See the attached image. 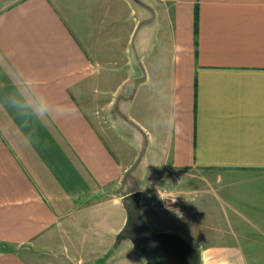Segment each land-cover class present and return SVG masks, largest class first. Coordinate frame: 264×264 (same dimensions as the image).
<instances>
[{
	"label": "crops",
	"instance_id": "obj_1",
	"mask_svg": "<svg viewBox=\"0 0 264 264\" xmlns=\"http://www.w3.org/2000/svg\"><path fill=\"white\" fill-rule=\"evenodd\" d=\"M151 1L144 74L128 0L0 7V264L65 251L127 264L113 252L134 189L145 221L196 247L199 264H264V0ZM35 73L74 118L21 122L2 102Z\"/></svg>",
	"mask_w": 264,
	"mask_h": 264
},
{
	"label": "water",
	"instance_id": "obj_2",
	"mask_svg": "<svg viewBox=\"0 0 264 264\" xmlns=\"http://www.w3.org/2000/svg\"><path fill=\"white\" fill-rule=\"evenodd\" d=\"M137 16V24L135 26L131 39V58L136 63L142 74H144L143 66L140 61L142 48H147L153 28L155 25V7L151 0H128ZM142 78L134 81L127 80L126 83H132V91ZM132 93L129 94L131 97ZM122 97V91L116 96L114 108L117 109L118 100ZM141 190L134 189L124 193L120 200L126 211V219L121 228L115 234V241L119 242L124 239L130 240L135 249L143 252L146 262L145 264H156V251L165 250L184 264H199V252L196 247L187 243L179 235L165 231H153L141 213V205L139 202Z\"/></svg>",
	"mask_w": 264,
	"mask_h": 264
},
{
	"label": "clouds",
	"instance_id": "obj_3",
	"mask_svg": "<svg viewBox=\"0 0 264 264\" xmlns=\"http://www.w3.org/2000/svg\"><path fill=\"white\" fill-rule=\"evenodd\" d=\"M2 102L21 122L47 123L50 120L74 118L76 115L68 105L55 100L48 93L38 73L18 76L12 83L11 91L2 98Z\"/></svg>",
	"mask_w": 264,
	"mask_h": 264
},
{
	"label": "rangeland",
	"instance_id": "obj_4",
	"mask_svg": "<svg viewBox=\"0 0 264 264\" xmlns=\"http://www.w3.org/2000/svg\"><path fill=\"white\" fill-rule=\"evenodd\" d=\"M12 1H14V0H0V7L5 5V4H7V3H10ZM126 128H128V127H126ZM124 144H126V142ZM122 146L125 148L126 146H129V145H122ZM134 183L135 182L133 181L131 183V185L134 184ZM140 185H142V187H144L145 190L148 191V194H149L150 198L155 199L157 191L154 192L152 189L148 190V187L144 186L143 184H140ZM158 189H160L162 191L163 187H160ZM125 191H128V190H125ZM164 199H165V204L164 203H160V204H163V205H166V206H170L171 205V199L170 198H164ZM152 201H153L152 203L147 202V205L146 204L145 205L147 207L156 206L157 202H155L154 200H152ZM147 224L149 225V227L153 231H160L159 228H157L155 226H152L149 223H147ZM64 253H65L64 256L66 257V261H57V262L55 261V263L53 262V264H78V263H80L79 260H77L76 255L71 253V251H69V252L65 251ZM113 253L118 255L119 257H122V258L126 259L127 264H131L132 261H134V259L136 260L139 255H141L143 257L142 251H140L139 249H135L128 239L122 240L121 243L118 245V248H116L115 252H113ZM155 256H156V259H157V263L156 264H184L176 256H174L173 254H171V253H169V252H167L165 250H162V249L157 250ZM83 264H85V262H83ZM132 264H134V263H132Z\"/></svg>",
	"mask_w": 264,
	"mask_h": 264
},
{
	"label": "built area",
	"instance_id": "obj_5",
	"mask_svg": "<svg viewBox=\"0 0 264 264\" xmlns=\"http://www.w3.org/2000/svg\"><path fill=\"white\" fill-rule=\"evenodd\" d=\"M159 198H160L161 200H163L164 198H170L171 201H172V200L174 201V200L176 199V198L173 197L172 194H170L169 191H167V190H163V191L161 192V194L159 195ZM164 200H165V199H164Z\"/></svg>",
	"mask_w": 264,
	"mask_h": 264
}]
</instances>
